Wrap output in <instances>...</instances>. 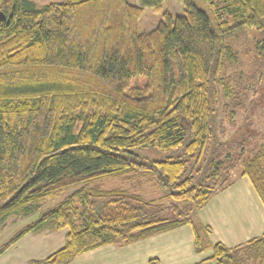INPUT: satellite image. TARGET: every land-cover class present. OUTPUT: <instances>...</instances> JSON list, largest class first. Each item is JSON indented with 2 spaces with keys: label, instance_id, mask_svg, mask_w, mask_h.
Returning a JSON list of instances; mask_svg holds the SVG:
<instances>
[{
  "label": "trees",
  "instance_id": "16d2710c",
  "mask_svg": "<svg viewBox=\"0 0 264 264\" xmlns=\"http://www.w3.org/2000/svg\"><path fill=\"white\" fill-rule=\"evenodd\" d=\"M164 1L0 0V227L83 184L18 229L0 254L47 223L69 228L65 244L34 264H67L190 224L195 251L213 250L208 264H264V234L214 244L198 216L238 168L264 204V142L240 131L258 88H249L252 76L223 77L236 57L229 38L264 33V0H179L176 15ZM145 7L162 12L150 31L139 27ZM145 176L165 194L101 185L122 178L138 188Z\"/></svg>",
  "mask_w": 264,
  "mask_h": 264
},
{
  "label": "crops",
  "instance_id": "0c3cea01",
  "mask_svg": "<svg viewBox=\"0 0 264 264\" xmlns=\"http://www.w3.org/2000/svg\"><path fill=\"white\" fill-rule=\"evenodd\" d=\"M42 210L41 205L33 216L12 215L2 226L11 224L16 232L38 219ZM198 216L211 227L210 239L214 244L236 247L264 234V204L248 176L237 175L230 186L198 211ZM68 231V227L57 229L47 223L39 230L27 232L0 254V264H34L33 261L62 248ZM194 241L192 226L185 224L125 245H102L78 254L67 264H151V259L158 260V264H208L205 259L213 250L197 253Z\"/></svg>",
  "mask_w": 264,
  "mask_h": 264
},
{
  "label": "rangeland",
  "instance_id": "374dc122",
  "mask_svg": "<svg viewBox=\"0 0 264 264\" xmlns=\"http://www.w3.org/2000/svg\"><path fill=\"white\" fill-rule=\"evenodd\" d=\"M37 7L45 6L50 2H58L65 0H32ZM133 3H137V0H131ZM169 10L172 14H183L184 6L179 0H165L163 4V11ZM162 18V12H156L151 7H145L144 13L140 20V30L150 31L154 29ZM229 44L232 46L235 53V61L228 62L227 68L224 70L223 77L229 75L242 74V78L254 77V81L249 85L250 89L258 88V95L251 100V94L247 101V104L251 107L248 117V125L240 129L243 132H253L258 136L260 142L264 135V33H259L255 29H244L237 35L229 38ZM241 120L243 116H239ZM233 128V127H232ZM150 151H148V154ZM155 156V152H151ZM158 157H160L158 155ZM240 169H236L233 172V176L239 175ZM146 177V178H145ZM143 177L142 184L136 187H131L132 183L128 179L122 178H106L101 184V180L96 181L93 185H102L103 188L124 187L132 190H136L148 198H158L165 194L164 190L160 187L154 176ZM83 184H77L65 188L62 192L55 196H51L42 202L43 209L52 206L64 198V196L79 189ZM166 203L172 201L171 198L165 200ZM33 216V215H31ZM31 216L29 218H31ZM38 216V214H34ZM0 227V245L6 242L11 234L15 232V229L10 227ZM18 228V227H17Z\"/></svg>",
  "mask_w": 264,
  "mask_h": 264
},
{
  "label": "water",
  "instance_id": "95a60500",
  "mask_svg": "<svg viewBox=\"0 0 264 264\" xmlns=\"http://www.w3.org/2000/svg\"><path fill=\"white\" fill-rule=\"evenodd\" d=\"M3 19H6V15L3 12H0V23Z\"/></svg>",
  "mask_w": 264,
  "mask_h": 264
}]
</instances>
